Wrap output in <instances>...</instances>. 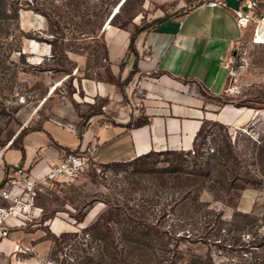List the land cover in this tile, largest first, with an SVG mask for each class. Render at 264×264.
Instances as JSON below:
<instances>
[{
  "label": "rangeland",
  "instance_id": "rangeland-1",
  "mask_svg": "<svg viewBox=\"0 0 264 264\" xmlns=\"http://www.w3.org/2000/svg\"><path fill=\"white\" fill-rule=\"evenodd\" d=\"M4 1L8 17L2 24L8 35L0 37V182L12 168L23 165L11 162L14 151L21 153L29 133L23 131L40 130L47 122L64 126L57 115L66 108L77 113L79 122L81 116L103 109L105 101L87 98L79 82L109 81L122 90L135 86L131 77L125 80L113 75L104 58V29L108 25L129 32L136 28L148 31L155 19L174 12L152 0ZM251 1L249 36L234 46L233 61L226 62L224 92L216 97L203 92L218 107L230 104L244 111L246 120L237 127L206 121L182 172L172 170L167 161L170 155H153L144 164L138 160L101 163L90 158L77 176L44 184L36 201L39 215L8 236H17V258H36L40 264H73L74 246L88 239L81 229L111 208L115 219L125 220L115 224L116 233L128 231L127 218L151 224L158 235L162 232L168 249L162 264L169 260L174 264L203 260L264 264V42L254 37L258 27H264V0ZM15 9L17 20L13 18ZM50 21L59 27L57 36L52 34ZM129 51L134 52V44ZM83 127L78 123L75 131ZM228 140L235 146L233 152L248 163L250 184L227 191L213 179L203 183V178L186 174L192 163L213 150L226 151ZM49 143L53 144L50 138ZM192 149L198 150L199 156ZM39 156L36 151L32 164ZM187 191H192L190 199L183 204ZM196 193L198 200L193 206L191 197ZM78 217L82 220L77 221ZM56 218L66 224V230L52 232L47 223ZM62 232L71 234L56 250L54 237ZM154 246L159 256V242Z\"/></svg>",
  "mask_w": 264,
  "mask_h": 264
},
{
  "label": "crops",
  "instance_id": "crops-1",
  "mask_svg": "<svg viewBox=\"0 0 264 264\" xmlns=\"http://www.w3.org/2000/svg\"><path fill=\"white\" fill-rule=\"evenodd\" d=\"M152 1L174 12L140 32L133 53L128 49L129 31L110 25L104 29L112 74L120 79L131 77L135 86L122 90L109 81L79 82L87 98L105 101L102 110L89 116L81 138L75 131L80 118L66 108L57 115L64 126L47 122L29 132L24 138V155L14 151L11 162L29 166L39 178L66 149H88L92 159L101 163L128 161L151 150L190 149L208 120L233 127L246 120L248 115L239 108L218 107L203 95L216 97L224 92L227 59L234 54V46L249 36L248 25L239 27L235 17L245 0H222L214 5L209 0ZM144 117L145 124L126 126ZM36 151L40 156L32 164ZM47 224L54 233L66 230L58 218ZM16 240V235L0 240V264H40L36 258H17Z\"/></svg>",
  "mask_w": 264,
  "mask_h": 264
},
{
  "label": "trees",
  "instance_id": "trees-1",
  "mask_svg": "<svg viewBox=\"0 0 264 264\" xmlns=\"http://www.w3.org/2000/svg\"><path fill=\"white\" fill-rule=\"evenodd\" d=\"M118 1V0H117ZM125 0H122L124 2ZM121 2V3H122ZM120 3V4H121ZM14 16L13 18L17 20V10H12ZM47 19H49L48 14L45 11H40ZM116 15L113 14L109 18V22L113 20V17ZM8 17L7 8L5 7V1L0 0V37L8 35V29L2 23L6 21ZM168 16L160 17L154 20V25L161 22L162 20L167 19ZM50 25L54 26L52 30V34L57 36V32H59V27L56 21H50ZM126 24L120 25L124 27ZM144 29L136 28L134 31L129 32V44L128 49L132 50V46L134 43L135 37L142 32ZM106 54V53H105ZM106 59V57H104ZM135 72V66L130 71V74ZM127 77L126 79H128ZM125 79V80H126ZM98 111H93L91 114L87 116H81L82 121L79 122L80 126H85V120L89 118L92 114L97 113ZM147 122V118L138 119L134 122H128L126 124L127 127L131 126H139L141 124H145ZM218 122V121H217ZM205 123V122H204ZM203 123V124H204ZM219 125L224 126L225 124L218 122ZM203 124L201 125L200 130L198 131L195 140L200 133ZM83 129V128H82ZM82 129L77 131L78 139L81 138ZM37 129H30L28 131H23L22 134L26 135L30 131H34ZM195 144V141H194ZM193 144V146H194ZM226 151H221L219 149L213 150L211 154H207L205 159L200 160L198 163L194 162L191 164L190 171H186V174L192 175L194 177H200L205 180H211L216 182L221 188L224 190H230L234 188H244L245 184H250L251 179H248V173L246 163L242 158L238 157L236 152H233L235 146L233 143L228 140L226 144ZM21 155H24L23 147H20ZM190 149L187 150H160V151H149L144 154H141L130 161H141L142 164L146 163L147 160L153 156L158 154L170 155L167 161L174 172H182L184 167H188L186 164V158L189 155ZM66 152H70L69 149L65 150ZM75 151V150H74ZM193 154L199 156V151L196 152L192 149ZM197 156L193 155L192 157L197 158ZM254 157H251L253 159ZM118 162V161H113ZM253 161L250 162V164ZM245 165V167H244ZM244 169V170H242ZM245 183V184H244ZM1 185V182H0ZM192 191H187L186 195L182 198L184 202L187 204L188 199H190V193ZM193 206H195L196 200H198V194L192 198ZM183 202V201H182ZM181 203V202H180ZM200 205L198 203L196 207ZM199 207V206H198ZM116 214L112 212L111 208L103 211L90 225L81 229L82 236H86L88 239L83 238L84 240L78 242V246H74L77 254L74 255L73 264H162L166 259L163 257V253L168 250L165 248L166 241L162 238V232L158 235V230L154 228L151 224H145L137 220H130L127 218L126 221H130V225L128 231H121V233H116L115 224H120L123 219H115ZM81 217L77 218V221H81ZM71 233L62 232L59 236L54 237V247L56 250L59 249V245L66 244V238ZM159 242L161 252L159 256H157L156 251L158 250L154 245ZM58 246V247H57ZM165 248V250H163ZM62 250V249H61ZM162 256V257H160ZM167 264H174L171 260ZM191 264H212L210 261L203 260L202 262H192Z\"/></svg>",
  "mask_w": 264,
  "mask_h": 264
},
{
  "label": "built area",
  "instance_id": "built-area-1",
  "mask_svg": "<svg viewBox=\"0 0 264 264\" xmlns=\"http://www.w3.org/2000/svg\"><path fill=\"white\" fill-rule=\"evenodd\" d=\"M221 2L222 0L208 1L210 5ZM243 6L245 10L235 11L239 27H245L250 22L254 3L245 0ZM232 61L229 56L227 63ZM90 158L88 149L64 152L56 162L48 165L39 178H35L27 166L17 165L12 168L0 185V240L8 238L11 232L27 225L39 215L40 209L36 201L44 184L77 176L87 167Z\"/></svg>",
  "mask_w": 264,
  "mask_h": 264
},
{
  "label": "bare ground",
  "instance_id": "bare-ground-1",
  "mask_svg": "<svg viewBox=\"0 0 264 264\" xmlns=\"http://www.w3.org/2000/svg\"><path fill=\"white\" fill-rule=\"evenodd\" d=\"M260 27H262V24H261ZM254 37L256 38L255 41L264 42V27L261 28L260 30H259V27H258V29L256 30V32L254 34Z\"/></svg>",
  "mask_w": 264,
  "mask_h": 264
},
{
  "label": "water",
  "instance_id": "water-1",
  "mask_svg": "<svg viewBox=\"0 0 264 264\" xmlns=\"http://www.w3.org/2000/svg\"><path fill=\"white\" fill-rule=\"evenodd\" d=\"M243 10H245V7H243Z\"/></svg>",
  "mask_w": 264,
  "mask_h": 264
}]
</instances>
